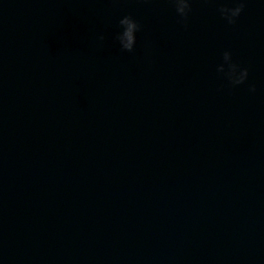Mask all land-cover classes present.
<instances>
[{"label": "water", "instance_id": "obj_1", "mask_svg": "<svg viewBox=\"0 0 264 264\" xmlns=\"http://www.w3.org/2000/svg\"><path fill=\"white\" fill-rule=\"evenodd\" d=\"M219 6L0 0V264H264V0Z\"/></svg>", "mask_w": 264, "mask_h": 264}, {"label": "clouds", "instance_id": "obj_2", "mask_svg": "<svg viewBox=\"0 0 264 264\" xmlns=\"http://www.w3.org/2000/svg\"><path fill=\"white\" fill-rule=\"evenodd\" d=\"M174 7L180 23L186 24L189 14L192 11L193 0H168ZM220 3L217 11L221 17L229 24L234 25L237 18L244 11L247 0H217ZM231 4V6H229ZM141 31V24L131 15H125L118 20L117 30L112 39L123 52L131 53L137 44V33ZM100 41L105 39L104 35L98 37ZM224 63L218 65L217 72L222 73L233 87L244 84L249 75L248 68L241 67L232 60L229 51L223 53ZM249 90L255 92V86L250 85Z\"/></svg>", "mask_w": 264, "mask_h": 264}]
</instances>
